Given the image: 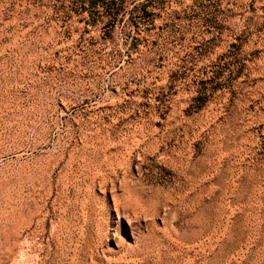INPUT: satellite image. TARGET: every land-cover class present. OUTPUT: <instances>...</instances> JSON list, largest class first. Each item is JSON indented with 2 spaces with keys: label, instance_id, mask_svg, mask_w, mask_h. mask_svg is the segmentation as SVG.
Masks as SVG:
<instances>
[{
  "label": "rangeland",
  "instance_id": "obj_1",
  "mask_svg": "<svg viewBox=\"0 0 264 264\" xmlns=\"http://www.w3.org/2000/svg\"><path fill=\"white\" fill-rule=\"evenodd\" d=\"M0 264H264V0H0Z\"/></svg>",
  "mask_w": 264,
  "mask_h": 264
},
{
  "label": "bare ground",
  "instance_id": "obj_2",
  "mask_svg": "<svg viewBox=\"0 0 264 264\" xmlns=\"http://www.w3.org/2000/svg\"><path fill=\"white\" fill-rule=\"evenodd\" d=\"M114 168V167H113Z\"/></svg>",
  "mask_w": 264,
  "mask_h": 264
}]
</instances>
